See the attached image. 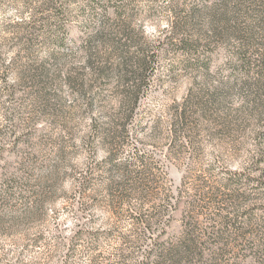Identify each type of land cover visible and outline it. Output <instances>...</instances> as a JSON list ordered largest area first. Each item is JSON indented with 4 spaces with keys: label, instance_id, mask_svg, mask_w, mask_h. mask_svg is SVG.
Returning <instances> with one entry per match:
<instances>
[{
    "label": "rangeland",
    "instance_id": "obj_1",
    "mask_svg": "<svg viewBox=\"0 0 264 264\" xmlns=\"http://www.w3.org/2000/svg\"><path fill=\"white\" fill-rule=\"evenodd\" d=\"M198 2L0 0V264H63L77 228L66 264H119V248L134 262L138 212L170 215L169 241L197 229L184 264H264V0H204L219 10L191 21ZM101 15L97 71L81 46ZM120 53L150 56L147 70L117 76ZM122 162L148 192L116 214L106 183Z\"/></svg>",
    "mask_w": 264,
    "mask_h": 264
},
{
    "label": "trees",
    "instance_id": "obj_2",
    "mask_svg": "<svg viewBox=\"0 0 264 264\" xmlns=\"http://www.w3.org/2000/svg\"><path fill=\"white\" fill-rule=\"evenodd\" d=\"M102 6L103 5H100L99 7L97 2H92L88 8L92 11V13H95V10L98 7L100 10H102V12H104V15H106V8ZM175 8V5H171L170 7L171 12L173 13V18L176 12ZM218 10L219 8L215 7L214 5L207 6L204 3V0H200V2L197 4H192L187 8L186 16L189 20L193 21L202 16L206 11L212 13L215 11L217 12ZM106 23L107 22L104 21L102 17L98 28L95 29L91 35L86 37L84 41L86 43H83L84 45L81 46L83 51H85L86 66L94 70L97 69V71L99 69L106 68L105 66L107 64V59H109L104 53L101 52L102 48L106 46L107 42H109V39L107 38L108 35L105 32V28L107 26ZM173 27H175L174 24ZM149 59L150 56L145 55L144 53L141 55H136L134 58L131 56H123L120 53L116 75H121L120 71L127 69L126 66L128 65H131V70L129 71L133 77L136 76V73L143 74V72L147 70ZM92 61H94V63ZM145 77L147 79V76H144V78ZM134 81L128 85L130 90H128L124 96L126 102L131 103L130 111L133 110L135 104L138 102L137 94L143 89V85L140 86V84H136ZM147 86L148 85H146V87ZM111 165L112 168L110 169V177L106 183V190L108 192V194L106 193V201L108 202V206L116 210L114 212L117 214V208L120 207L119 204L123 203L125 198L131 195L140 196L148 192L146 187L147 180L145 170L143 169H139L137 172L133 171L134 174H131L130 172L132 170H130L129 166L126 165L125 162ZM86 184L87 182L85 179H82L78 182L77 185L79 188V194H82V191L83 193L85 192ZM166 195L168 196H166L164 200L167 201V208L172 210L175 208L177 201L173 200L171 193ZM167 217L168 218H166L164 222L161 220L158 222L156 221L155 223L153 219L147 215V213H136L133 216L135 226L133 229V234L136 233L137 237L142 240L141 243L137 245L138 248L136 249L138 252V257L134 260V262L127 263V259H129L131 255L124 253L123 248H119L117 252L118 258L120 259L119 264H184L183 262L186 261L189 253H194L195 257L199 254L201 255L199 247L200 235L194 226L191 228L185 226L178 239L174 241H169L168 239L163 238L165 225L171 218L168 214ZM84 234L85 233L81 228H77L72 232V235L67 238L62 260L63 264H66L72 258L75 243L81 239ZM144 237L146 238L143 239Z\"/></svg>",
    "mask_w": 264,
    "mask_h": 264
}]
</instances>
